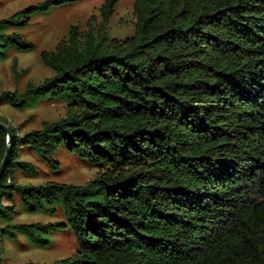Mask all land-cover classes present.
<instances>
[{"label": "trees", "instance_id": "16d2710c", "mask_svg": "<svg viewBox=\"0 0 264 264\" xmlns=\"http://www.w3.org/2000/svg\"><path fill=\"white\" fill-rule=\"evenodd\" d=\"M75 1L1 18L0 58L32 48L15 31L31 16ZM116 1L101 5L104 23ZM134 15L124 39L104 23L72 26L41 53L52 76L0 93L15 107L50 96L67 106L20 135L0 120L10 135L0 217L11 190L27 211L60 206L78 249L48 264H264V0H134ZM6 135L0 128V159ZM20 145L51 166L64 146L96 173L82 185L11 184ZM57 225H6L0 239L44 245Z\"/></svg>", "mask_w": 264, "mask_h": 264}, {"label": "rangeland", "instance_id": "374dc122", "mask_svg": "<svg viewBox=\"0 0 264 264\" xmlns=\"http://www.w3.org/2000/svg\"><path fill=\"white\" fill-rule=\"evenodd\" d=\"M40 1L42 0H0V19ZM104 1L77 0L54 6L46 13L31 16L27 25L15 29L23 39L32 44V48L6 49L5 57L0 58V93H21L29 83L36 84L52 76L53 71L42 62L41 53L53 50L60 40L66 39L72 26L81 31L90 25L94 28L102 27L104 21L100 7ZM104 24L109 37H130L135 29L134 0H117ZM66 111L64 101L52 96L40 98L22 108L0 102V120L19 135L40 128L42 122H53L63 117ZM52 160L55 166L41 159L30 147L20 145L11 168L9 183L39 186L53 181L82 185L96 173L95 165L64 146L56 148ZM9 197L2 199V205L6 209L1 213L0 228L35 222L58 225L50 230L48 242L44 245L20 233L14 237L1 236L0 264H24L28 261L48 264L76 253L78 248L72 231L60 225L65 222L60 206L56 205L54 212H31L26 210L22 197L16 190H11Z\"/></svg>", "mask_w": 264, "mask_h": 264}, {"label": "water", "instance_id": "95a60500", "mask_svg": "<svg viewBox=\"0 0 264 264\" xmlns=\"http://www.w3.org/2000/svg\"><path fill=\"white\" fill-rule=\"evenodd\" d=\"M0 128L3 129L7 133V135H6V147L4 150V154L0 160V178H1V175H2V173L6 167V164H7V157H8L9 145H10V135H9L8 128L4 123L0 122Z\"/></svg>", "mask_w": 264, "mask_h": 264}]
</instances>
